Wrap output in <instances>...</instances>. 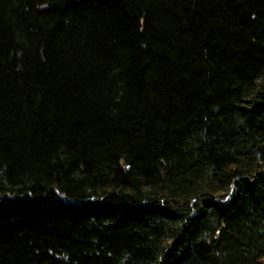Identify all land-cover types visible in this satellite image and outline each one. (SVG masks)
<instances>
[{
  "label": "trees",
  "instance_id": "obj_1",
  "mask_svg": "<svg viewBox=\"0 0 264 264\" xmlns=\"http://www.w3.org/2000/svg\"><path fill=\"white\" fill-rule=\"evenodd\" d=\"M0 264H264V0H0Z\"/></svg>",
  "mask_w": 264,
  "mask_h": 264
}]
</instances>
